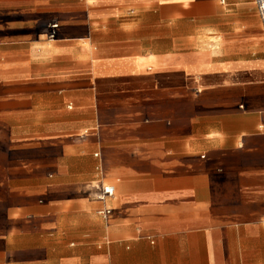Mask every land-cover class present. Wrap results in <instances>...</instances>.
Masks as SVG:
<instances>
[{
    "label": "crops",
    "instance_id": "obj_1",
    "mask_svg": "<svg viewBox=\"0 0 264 264\" xmlns=\"http://www.w3.org/2000/svg\"><path fill=\"white\" fill-rule=\"evenodd\" d=\"M0 264H264L254 0H0Z\"/></svg>",
    "mask_w": 264,
    "mask_h": 264
},
{
    "label": "built area",
    "instance_id": "obj_2",
    "mask_svg": "<svg viewBox=\"0 0 264 264\" xmlns=\"http://www.w3.org/2000/svg\"><path fill=\"white\" fill-rule=\"evenodd\" d=\"M257 12L264 24V0H254ZM54 27H57V24L53 25ZM114 186L113 185H105L102 187V195L101 198H104L105 196H111L114 194ZM101 214L104 216H107L110 213L109 209L100 211Z\"/></svg>",
    "mask_w": 264,
    "mask_h": 264
}]
</instances>
